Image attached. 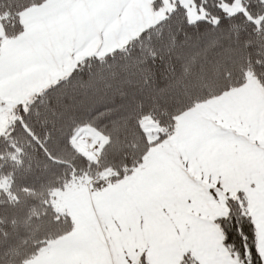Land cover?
Instances as JSON below:
<instances>
[{
	"label": "snow or ice",
	"instance_id": "6c2138e0",
	"mask_svg": "<svg viewBox=\"0 0 264 264\" xmlns=\"http://www.w3.org/2000/svg\"><path fill=\"white\" fill-rule=\"evenodd\" d=\"M0 264H264V0H0Z\"/></svg>",
	"mask_w": 264,
	"mask_h": 264
}]
</instances>
